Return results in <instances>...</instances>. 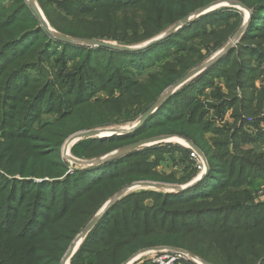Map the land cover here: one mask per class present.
Segmentation results:
<instances>
[{
	"label": "trees",
	"instance_id": "obj_1",
	"mask_svg": "<svg viewBox=\"0 0 264 264\" xmlns=\"http://www.w3.org/2000/svg\"><path fill=\"white\" fill-rule=\"evenodd\" d=\"M215 1L219 0H36L51 30L128 47L162 36L188 14ZM224 11L228 10L205 13L143 49L124 51L61 42L43 29L25 0H0V100L9 103L14 97L17 120L7 140V146L15 148L6 154V145L0 143L4 162H0L4 181L0 207L9 215H26L23 222L18 217L0 220V264H60L69 243L122 187L137 180L174 182L170 177H156L153 167L162 150L153 147L133 149L84 172L63 176L66 169L59 161L57 143L69 132L132 121L144 113L168 86L225 43L229 33L224 30L211 34L212 39L208 36L214 29L210 26L228 19L224 13L229 12ZM263 14L255 16L253 24ZM243 39L239 47L169 96L132 133L80 142L81 148L89 146L90 151L79 156L90 158L110 150L109 156L116 155L125 144L160 134H177L204 152L209 171L183 191H141L117 200L87 233L69 264H121L131 254L157 246L174 247L209 264H264V205H247L250 191L243 189L252 175H264L263 155L245 152V159L227 151L214 153L204 140L207 129L200 128V108L193 101L217 77L246 80L250 85L258 76L257 66L249 63L262 60L264 48L245 49ZM47 61H56L59 72L65 63H72L71 70L60 77L66 86L58 96L48 82ZM106 70L110 81L98 76ZM114 72L125 74L123 82L113 78ZM144 75L146 79L139 82ZM36 77L40 81L34 82ZM248 90L241 105L251 110L253 94ZM102 91L111 98L90 103ZM86 107L93 108L88 116L83 113ZM50 113L59 115L57 122L34 135L43 116ZM33 136L41 141L37 143ZM46 139L51 140L45 143ZM238 139L264 143V133ZM152 155L156 162L149 161ZM61 176L62 180L53 181ZM148 200L153 206L145 204ZM178 261L173 264H197Z\"/></svg>",
	"mask_w": 264,
	"mask_h": 264
},
{
	"label": "rangeland",
	"instance_id": "obj_2",
	"mask_svg": "<svg viewBox=\"0 0 264 264\" xmlns=\"http://www.w3.org/2000/svg\"><path fill=\"white\" fill-rule=\"evenodd\" d=\"M63 1H67V0H61V2ZM244 1L245 0H219L218 2H222V4H220L219 6L207 12V13H211L216 10H220V11L228 10V11H224V12H229V13H224L226 14L225 17L228 18L226 19V22L220 23L218 25L214 24L213 26H210V27H213L214 29H212L208 33V36H210L211 34L217 31L219 32L223 30L226 33H229V35L227 34L225 43L220 48L215 49V50H210L209 54L205 57L202 64L208 62L217 53L221 52L226 46H228L230 42H232L231 49L235 47H239L238 44L242 38H244L243 43H244L245 49L253 48V50H260L261 48H264V26L259 27L261 26V23H263L264 21V14L261 16L259 15V17L262 19V20L260 19L259 23L253 24V21L255 20L254 17L258 16V14L261 12L264 13V0H247L246 2ZM25 2L27 3V0H25ZM218 2L215 1L212 3L214 4ZM239 31H241V34L239 38L237 39V41L236 40L234 41L235 35ZM249 32L255 35L247 36V33ZM55 33H59V32L55 31ZM209 39H212V37L210 36ZM97 41L116 44L119 46H124L123 44H119L117 42L110 41V40H107V41L97 40ZM143 44L145 43H142L140 45H143ZM140 45H136V46H140ZM208 45H210V43ZM82 46L96 47L94 45L91 46L87 44H82ZM184 46H187V45H184ZM204 50L205 49L201 50L203 52L202 54H206ZM229 51L230 49L226 53H228ZM226 53L222 55V57H224ZM260 54L264 56V51ZM47 63L48 65L44 64V69L47 72L48 82H50V85H53L55 87L54 96H58V94H62L63 88H65L66 86V82L64 83V79H60V77L63 74H65V72L71 70L72 63L71 62L65 63V67L63 70H61V72L58 71V65L56 61H47ZM200 65H196V67H193V69L191 68L187 70L182 76L193 71ZM249 65L252 67L257 66L258 68V76L256 78H253V81L251 82L250 85H248L246 80L241 81V79H234L233 77L230 78L228 76H224V77L220 76V77L215 78L211 84L204 87V89L200 91L198 94H195L193 101H195V103L197 104V108H200V112L197 114V120L201 122L200 128L202 129L203 127L207 129V131L203 133L204 140L212 148V151L214 153L225 154V152L227 151L228 154L233 157H241L245 159H247L245 155H243V153L245 152H251V154L254 153L257 155L262 154L263 155L262 162L264 164V143H261V142L253 143L251 141L248 142L247 140H241V139L237 140L239 136H242L244 134L248 135L249 137L254 138L257 136L259 132L264 133V57L260 61H256V59H253L252 61H250ZM92 72H95V69H92ZM29 73L33 74V71L30 70ZM106 73H108L107 70L98 76L101 79L108 78V81H110L112 77L105 76ZM113 75H114L113 78H115V80L119 82H123L125 78V74L123 72H116V73L114 72ZM40 79L41 77H36L33 81L38 82L40 81ZM137 79L139 80V78ZM144 79H146L145 75L139 82H142ZM177 80H175L172 84H174ZM59 82H61V87L59 86ZM170 86H168L157 97L155 102L161 97V95H164L166 93V90ZM180 88L181 86L178 89H176V91L179 90ZM248 88H250L248 92H251V94H253V103L250 106L251 110H246L245 107L241 105V101L244 98L243 96L247 93ZM117 93L118 91H116L114 95ZM110 98L108 97V93L106 91H102L101 93L93 97L90 103L94 104V100L96 99L102 102V100L110 99ZM8 102L9 103H6L5 100H0V143L6 145V148L4 150V153L6 154L15 148V146L14 147L7 146L8 144L7 140L10 139V137H8L10 136L9 135L10 130L14 128V125L17 122V120H14V116L16 114L15 105H14V102H15L14 97H11L10 101ZM60 110L63 111L64 109H60ZM92 110L93 108L90 110L89 108L86 107L83 110V113L85 111L87 113L86 116H88L92 112ZM57 111L58 110H56V112ZM144 113L139 114L132 121L118 122V123H113V124L105 125V126L102 125V126H96V127L95 126L88 127V128L80 129V130L78 129V130L69 132L67 135L64 136V138H61L60 142L57 143V152H58V158H59V161L61 162V165L65 167L66 169L63 176H69V175L76 174L78 172H84V170L86 169L93 168L95 166L108 162L107 159L110 155L111 150L104 152L103 155H100L99 157L95 156V157L87 158V157L79 156L82 153H88L90 151L89 146H84L82 148L80 147L81 141L88 140V139L89 140H95V139L99 140V139H104V138H108L112 136H120L121 134L119 135L108 134L102 137L86 136V137H81V138H76V136H78L79 134L87 133V132L109 133L110 131L113 130L118 133L123 130H128V128L134 125ZM67 114H69V111H67L66 113L63 112V114H61V118H63ZM188 114L189 113H186V116ZM58 116L59 115H55L52 113L44 115L40 123L38 124L37 128L35 129L37 133H33V134L34 135L43 134V133H38L39 132L38 129L45 127L47 124L56 123L58 120ZM187 117H189V115ZM69 120L72 121L73 119L69 118ZM256 121H257V124H255ZM4 130H7V131H4ZM130 133L132 132H128L127 134H130ZM127 134H122V135H127ZM160 136L173 137V139H169L161 143L146 145L140 148L139 150H143V148H149V147L156 148L157 150H162V152L160 153L162 154V156L160 157L161 159H159L156 162V156L152 155L151 157H149V161L156 162V164H154L155 167H153V170L156 172L155 174L156 177H157V174L163 177H170L174 180V182H169V181L167 182L163 180H137V181L130 182L129 184L125 185L120 190H118L111 198H109L96 211L93 218L100 214L103 207L109 200H111L114 196H116L124 188L128 187L129 185L133 183L152 182V183L159 184V185L179 187V186L187 185L188 183L195 180L197 177L201 176L203 173H206V174L208 173L209 169L207 170L206 168L201 173L196 171L197 169L195 167V162L190 156L191 146L189 144L196 146L192 141L187 140L183 136H180L177 134H171V133H164V134H160L157 136H153L151 138H156ZM33 139L37 143L41 141L36 136H33ZM146 139H149V138H146ZM50 140L51 139H46L44 140V142L47 143ZM187 142H189V144ZM235 146H238V147H235ZM73 147H74V150H73ZM198 149L202 152L207 162L208 168H209V162H208L207 157L204 155V152L200 148ZM6 154H3L2 157H5ZM7 160L10 161V158H7ZM96 160L98 161L94 165L87 164L88 162H94ZM0 162L4 163L1 160V158H0ZM0 174H3L1 170H0ZM63 176H61V178H58V179H53V181L62 180ZM6 177L8 179L17 178V177L12 178L7 175ZM252 177L253 178H250L247 181L246 185L243 187L244 190L250 191L251 199L246 204L251 207L262 206L264 205V175H262V177H259V175L258 176L252 175ZM184 178H188V179L184 181L183 180ZM33 181L39 182L41 180L35 179ZM3 182L4 181L0 179V184H2ZM141 191H144V192L151 191L152 193H160V194L174 193L173 190L170 191V190H163V189L134 188L133 190L128 191L124 196L133 194V193H139ZM40 196L42 197L45 195L40 194ZM145 204L148 206H153V203L151 200H148ZM60 207H58V209ZM7 208L9 209V207ZM5 217H7L10 221H13L14 218L18 217L19 221L23 222V220L26 218V215L23 212L22 213L13 212L9 215V213H7L2 207H0V220H2ZM73 240L69 243V245L67 246V249L69 248ZM168 248H174V247L157 246V247H152V248L141 249L137 252H142L145 250L148 251L151 249L152 251L144 253L141 256L137 257L131 264H148V263L157 264L156 262L166 263L165 260H166L167 254L164 252H166ZM157 250H160V252ZM130 256H132V254ZM63 257L64 255L60 258V264H62ZM177 260H179L178 262L190 261L186 257L176 258L174 261H171L168 264H173ZM66 264H69V261Z\"/></svg>",
	"mask_w": 264,
	"mask_h": 264
},
{
	"label": "water",
	"instance_id": "obj_3",
	"mask_svg": "<svg viewBox=\"0 0 264 264\" xmlns=\"http://www.w3.org/2000/svg\"><path fill=\"white\" fill-rule=\"evenodd\" d=\"M27 4L28 7L30 8V10L33 12V14L36 16V18L39 20L41 26L43 27V29L45 31H47L49 34L52 35V37L57 38L59 41L61 42H68V43H72V44H78V45H82V44H87V45H91V46H96V47H103V48H108V49H113V50H124V51H133V50H138V49H143L151 44H153L154 42L158 41L159 39H162L168 35H171L172 33L176 32L177 30H179L182 26L186 25L188 22H190L191 20L197 18L198 16H201L205 13H207L209 10L219 6L220 4H222V2H218V3H212V4H208L190 14H188L186 17L182 18L181 20H179L173 27H171L165 34L164 36H160L154 40H151L143 45L140 46H134V47H128V46H119L116 44H111V43H107V42H102V41H97V40H87V39H79V38H74V37H70V36H66L64 34H59V33H55V31L51 30L46 18L44 17V15L42 14L41 10L39 9L36 0H27ZM240 5V4H239ZM241 34V31H239L234 38V41L239 38ZM232 47V42H230L228 44V46H226L221 52L217 53L213 58H211L208 62L198 66L196 69H194L193 71L189 72L188 74L182 76L180 79H178L174 84H172L167 90L166 93L164 95H161V97L153 104L150 106V108L138 119V121L130 126L128 128V130H123L121 132H116V131H110L109 133H100V132H87V133H83V134H79L78 136H76V138H81V137H86V136H99L102 137L104 135H108V134H112V135H119V134H127L128 132H132L134 130H136L137 128H139L143 122L160 106V104L162 102H164L170 95L173 94V92L176 91V89H178L180 86L186 84L187 82L191 81L193 78H195L197 75L201 74L203 71H205L206 69H208L210 66H212L216 61H218L222 55H224L229 49H231ZM196 75V76H195ZM169 139H173V137H156V138H149L143 141H139L133 144H129L126 145L122 148H120L117 152L116 155H111L108 157L107 160L111 159H116L124 154H126L128 151H131L133 149H138L140 147H144L146 145H151V144H155V143H161L163 141H167ZM189 144V142H187ZM191 146V149H193L194 151H196L199 156L202 158L203 163L205 168L208 170V165L207 162L202 154V152L194 145L189 144ZM98 160L94 161V162H88L87 164H96ZM101 161V160H99ZM84 164V163H83ZM206 173H203L201 176L197 177L195 180H193L192 182L188 183L187 185L184 186H179V187H171V186H167V185H159V184H155L152 182H138V183H133L131 185H129L128 187L124 188L121 192H119L116 196H114L111 200H109L105 206L103 207L102 211L100 212L99 215L95 216L84 228L83 230L76 236V238L73 240V242L71 243V245L69 246V248L67 249L63 259H62V264H66L69 259L71 258V256L74 254V252L77 250V248L80 246V244L82 243V241L84 240V238L86 237L87 233L96 225V223L99 221L100 217L112 206V204L114 202H116L117 200H119L121 197H123L128 191L133 190L134 188H150V189H163V190H170V191H183L188 189L190 186L194 185L195 183H197L198 181H200ZM151 250H145L142 252H137L135 254H133L130 258H128L127 260H125L124 262H122L121 264H131L137 257L141 256L144 253L150 252ZM160 252V250H157ZM156 251V252H157ZM167 252H171V253H180L185 255L189 260L197 263V264H209L208 262H205L204 260L197 258L191 254H189L188 252L179 250V249H175V248H168Z\"/></svg>",
	"mask_w": 264,
	"mask_h": 264
},
{
	"label": "built area",
	"instance_id": "obj_4",
	"mask_svg": "<svg viewBox=\"0 0 264 264\" xmlns=\"http://www.w3.org/2000/svg\"><path fill=\"white\" fill-rule=\"evenodd\" d=\"M190 156H191V158L194 160V162H195V167H196V169H197V171L199 172V173H201L204 169H205V166H204V164H203V161H202V159H201V157L199 156V154L196 152V151H194L193 149H191V153H190ZM164 253H166L167 254V256H166V260H165V262L166 263H163V262H156L157 264H168L169 262H171V261H174L176 258H185L186 256L185 255H183V254H180V253H171V252H164ZM183 256V257H182ZM187 258V257H186Z\"/></svg>",
	"mask_w": 264,
	"mask_h": 264
}]
</instances>
